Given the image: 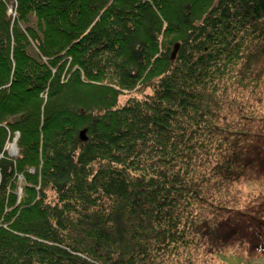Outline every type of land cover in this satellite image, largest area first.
I'll list each match as a JSON object with an SVG mask.
<instances>
[{"label": "trees", "instance_id": "obj_1", "mask_svg": "<svg viewBox=\"0 0 264 264\" xmlns=\"http://www.w3.org/2000/svg\"><path fill=\"white\" fill-rule=\"evenodd\" d=\"M0 264H264V0H0Z\"/></svg>", "mask_w": 264, "mask_h": 264}, {"label": "rangeland", "instance_id": "obj_2", "mask_svg": "<svg viewBox=\"0 0 264 264\" xmlns=\"http://www.w3.org/2000/svg\"><path fill=\"white\" fill-rule=\"evenodd\" d=\"M9 11H7V15L11 18V17H13V7H9V9H8ZM16 18V15H15V13H14V18H12V19H15ZM148 93V92H147ZM14 142H15V140L14 141H12V142H9V143H7L6 144V146H5V152H7V154H9V156H11V155H17V152H16V147H15V144H14ZM240 188H241V190L243 191V192H246V190H247V187H246V185L244 184L243 186H240Z\"/></svg>", "mask_w": 264, "mask_h": 264}, {"label": "water", "instance_id": "obj_3", "mask_svg": "<svg viewBox=\"0 0 264 264\" xmlns=\"http://www.w3.org/2000/svg\"><path fill=\"white\" fill-rule=\"evenodd\" d=\"M174 56H175V51L172 53V59L174 58Z\"/></svg>", "mask_w": 264, "mask_h": 264}]
</instances>
